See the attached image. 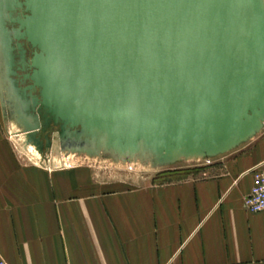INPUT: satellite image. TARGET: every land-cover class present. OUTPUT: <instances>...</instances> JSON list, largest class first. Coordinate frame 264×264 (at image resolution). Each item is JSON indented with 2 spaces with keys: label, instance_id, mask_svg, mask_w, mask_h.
Returning <instances> with one entry per match:
<instances>
[{
  "label": "water",
  "instance_id": "obj_1",
  "mask_svg": "<svg viewBox=\"0 0 264 264\" xmlns=\"http://www.w3.org/2000/svg\"><path fill=\"white\" fill-rule=\"evenodd\" d=\"M0 85L40 152L42 113L58 152L216 157L264 128V0H0Z\"/></svg>",
  "mask_w": 264,
  "mask_h": 264
},
{
  "label": "crops",
  "instance_id": "obj_2",
  "mask_svg": "<svg viewBox=\"0 0 264 264\" xmlns=\"http://www.w3.org/2000/svg\"><path fill=\"white\" fill-rule=\"evenodd\" d=\"M260 165L264 128L210 165L129 180L25 160L0 126V258L7 264H264V211L244 207Z\"/></svg>",
  "mask_w": 264,
  "mask_h": 264
},
{
  "label": "rangeland",
  "instance_id": "obj_3",
  "mask_svg": "<svg viewBox=\"0 0 264 264\" xmlns=\"http://www.w3.org/2000/svg\"><path fill=\"white\" fill-rule=\"evenodd\" d=\"M0 126L5 132L11 133L13 139L16 140L18 148L23 150V158L36 162L37 164L48 166L49 168H63L65 163H71L73 167H88L94 172L104 177H115L125 179H137L145 176H161L171 173L175 170L190 171L198 169L205 165L214 163L218 156L212 158H191L179 161L174 165L155 167L148 160L134 159H118L115 155L102 152L97 156H89L84 153H73L66 151H55L51 147L40 152L37 147L24 145L23 135L14 127L20 123L17 121L13 107L8 100L5 89L0 85ZM16 125V126H17ZM25 138V136H24ZM210 159V163H207ZM68 168V167H67ZM71 168V167H69ZM187 173V172H186Z\"/></svg>",
  "mask_w": 264,
  "mask_h": 264
},
{
  "label": "flooded vegetation",
  "instance_id": "obj_4",
  "mask_svg": "<svg viewBox=\"0 0 264 264\" xmlns=\"http://www.w3.org/2000/svg\"><path fill=\"white\" fill-rule=\"evenodd\" d=\"M15 44V43H14ZM24 47L26 49V52L22 55L20 50L16 49L14 52H15V56H16V66L14 67V69L17 71V75L13 76L14 79L17 80V87L20 88L21 90V93L23 92L22 89L26 88L29 84H30V81L29 80H26L25 82H23V78H24V75L26 73L29 72V70H22V69H18L17 67H22L26 62L28 61L31 57H32V53H33V49L30 47V45L28 43H24ZM6 95L8 96V100L10 101L9 99V92L6 90ZM26 94L29 93V90H27L25 92ZM29 98V97H28ZM33 112V111H32ZM37 113V112H36ZM42 113H40V119H41V122L44 124L42 126V130L41 132L38 134V136H41V139L44 141V145H43V148H44V151L45 149L49 148L47 147V144H46V140H45V136L47 135H51L53 134L54 131L58 130L59 127L56 126L50 119L48 120H45L43 117H42Z\"/></svg>",
  "mask_w": 264,
  "mask_h": 264
},
{
  "label": "built area",
  "instance_id": "obj_5",
  "mask_svg": "<svg viewBox=\"0 0 264 264\" xmlns=\"http://www.w3.org/2000/svg\"><path fill=\"white\" fill-rule=\"evenodd\" d=\"M210 163V159H207ZM66 167H72L71 163H65ZM253 173V185L251 191L244 198V207L250 212L264 211V165L255 167ZM0 264H7V262L0 258Z\"/></svg>",
  "mask_w": 264,
  "mask_h": 264
},
{
  "label": "bare ground",
  "instance_id": "obj_6",
  "mask_svg": "<svg viewBox=\"0 0 264 264\" xmlns=\"http://www.w3.org/2000/svg\"><path fill=\"white\" fill-rule=\"evenodd\" d=\"M15 125H14V127L17 129V130H19V132L20 131H22L23 130V127H22V125L20 124H16V123H14ZM17 125V126H16ZM23 135V134H22ZM27 140V138H26V136H25V138H24V135H23V141H24V143H25V141ZM26 146H34V147H36V145H34L33 143H30V144H28V145H26Z\"/></svg>",
  "mask_w": 264,
  "mask_h": 264
}]
</instances>
